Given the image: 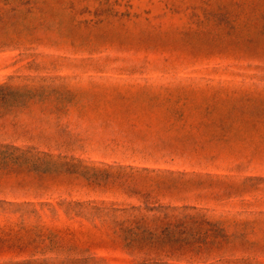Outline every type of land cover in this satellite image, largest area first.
<instances>
[{"label":"rangeland","instance_id":"rangeland-1","mask_svg":"<svg viewBox=\"0 0 264 264\" xmlns=\"http://www.w3.org/2000/svg\"><path fill=\"white\" fill-rule=\"evenodd\" d=\"M0 264H264V0H0Z\"/></svg>","mask_w":264,"mask_h":264}]
</instances>
